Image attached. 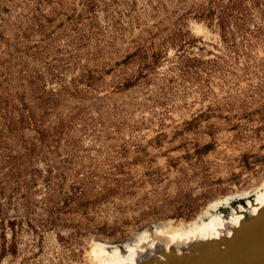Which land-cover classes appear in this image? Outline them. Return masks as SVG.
<instances>
[{
  "label": "rangeland",
  "instance_id": "1",
  "mask_svg": "<svg viewBox=\"0 0 264 264\" xmlns=\"http://www.w3.org/2000/svg\"><path fill=\"white\" fill-rule=\"evenodd\" d=\"M214 1L0 0V264H101L262 185L264 0L224 40Z\"/></svg>",
  "mask_w": 264,
  "mask_h": 264
},
{
  "label": "bare ground",
  "instance_id": "2",
  "mask_svg": "<svg viewBox=\"0 0 264 264\" xmlns=\"http://www.w3.org/2000/svg\"><path fill=\"white\" fill-rule=\"evenodd\" d=\"M251 193L248 191L234 193L222 200L212 202L206 211L200 215L201 217H205V220L198 219L200 218L198 216L192 223L177 228H172L169 224L163 225L158 230L159 233H157L162 238H157L156 243L151 242V237L146 233L139 231L134 234L130 243H124L125 248L120 249L115 247L108 251L104 243H96L93 254L101 264H149L151 260H154L152 254L166 251L169 248L170 251L172 249L175 253L183 251L192 253L198 250L196 248L199 246H202V248L208 247L210 244L219 246L240 225L246 214L255 216L260 208L264 206V182L253 192L254 196L251 201L248 199L245 205L238 206L237 212H230L228 216L224 217L219 213H210V210H214L219 203L223 204L224 202L226 204V201L231 198L249 196ZM165 240L167 241L164 242ZM162 243H166L167 247L162 245ZM146 245L154 248L150 249L152 250L150 252L151 255L146 254L144 248ZM160 255L162 254H159L158 258H162Z\"/></svg>",
  "mask_w": 264,
  "mask_h": 264
},
{
  "label": "water",
  "instance_id": "3",
  "mask_svg": "<svg viewBox=\"0 0 264 264\" xmlns=\"http://www.w3.org/2000/svg\"><path fill=\"white\" fill-rule=\"evenodd\" d=\"M253 196L254 193H251L249 196L231 198L226 201V204L224 202L223 204L219 203L214 210H210V213H219L224 217L228 216L230 212H237L239 205H245L246 200L251 201ZM199 217L198 219L201 220L206 219L200 215ZM162 226L158 223H148L140 229V232L148 233L151 242L156 243L157 238H162L157 234ZM130 240L125 242L130 243ZM125 242L104 243L100 241L99 243H104L107 250L110 251L115 247L125 248ZM163 243L162 245L166 244ZM144 248L146 254H150L152 252L150 249H154L148 245ZM169 249L152 254L154 260H151L149 264H264V206L260 208L255 216L246 214L240 225L219 246L214 244L204 248L199 246L196 248L198 250L192 253L187 251L175 253L172 249L171 251ZM159 254H162L160 255L162 258H158Z\"/></svg>",
  "mask_w": 264,
  "mask_h": 264
},
{
  "label": "trees",
  "instance_id": "4",
  "mask_svg": "<svg viewBox=\"0 0 264 264\" xmlns=\"http://www.w3.org/2000/svg\"><path fill=\"white\" fill-rule=\"evenodd\" d=\"M258 3L259 0H215L212 7L209 6L203 9L201 13L196 16V19H212V17L215 16L221 38L224 40L226 30L232 25L241 27L240 22L244 21L246 12L250 11L252 7H256ZM17 224L18 222L15 220L8 223V227L11 230V237L9 240L4 233L6 230L5 226H3L2 223L0 224V260L6 257H10L11 259L17 257ZM59 240H61L60 237Z\"/></svg>",
  "mask_w": 264,
  "mask_h": 264
}]
</instances>
